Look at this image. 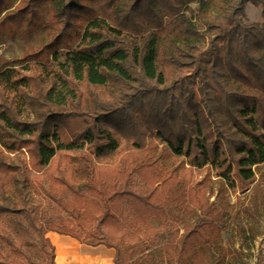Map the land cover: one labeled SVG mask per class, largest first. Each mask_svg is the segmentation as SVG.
I'll return each instance as SVG.
<instances>
[{
    "label": "trees",
    "instance_id": "16d2710c",
    "mask_svg": "<svg viewBox=\"0 0 264 264\" xmlns=\"http://www.w3.org/2000/svg\"><path fill=\"white\" fill-rule=\"evenodd\" d=\"M11 1L0 0V26L29 16L54 36L0 69V264H55L46 231L113 247L114 264H131L118 243L135 235L128 215V227L163 242L170 264H224L228 202L211 198L214 184L245 192L264 162V0H197L196 25L183 9L196 0H106L108 14L96 0L101 15L95 0H50L42 20L40 0L8 10ZM247 3L263 7L261 23L244 21ZM84 13L78 44L60 50ZM110 82L108 98L88 88ZM146 133L182 157L170 173ZM112 151L115 162L97 161ZM55 158L62 174L45 187L40 171ZM31 185L58 205L45 221Z\"/></svg>",
    "mask_w": 264,
    "mask_h": 264
},
{
    "label": "rangeland",
    "instance_id": "374dc122",
    "mask_svg": "<svg viewBox=\"0 0 264 264\" xmlns=\"http://www.w3.org/2000/svg\"><path fill=\"white\" fill-rule=\"evenodd\" d=\"M20 0H12L9 5L12 10L18 5ZM50 0H40L37 3V10L39 13V19H45L47 16V6ZM113 4L106 3L104 1L103 10L108 14L112 13ZM198 1H193L183 7L186 15L191 19V22L195 25L198 24L197 18ZM93 15H101L102 11L100 4L95 0L92 2ZM7 10V11H8ZM246 15L245 22H254L255 20L262 21L263 7L252 5L247 3L245 5ZM4 15L1 13L0 17ZM90 16L84 13L74 22V27L70 30V39H60L57 42V47L60 50L68 47H74L80 40L81 33L85 28ZM167 20V19H165ZM41 23V22H40ZM33 24L29 21V16L21 18V20L11 21V30L7 28L5 24L0 26V69L6 65H14L20 67L27 61L31 60L28 57V53L36 51L42 48L44 44H47L54 36V31L50 28H45L41 24ZM76 32H79L77 35ZM76 33V34H75ZM202 44H206V41H202ZM55 47V46H54ZM51 52L48 51V56ZM51 57V56H50ZM163 64H161L162 66ZM164 66V65H163ZM88 88L92 92H97L101 97L108 98L111 93L117 91V88L111 82L106 85H89ZM26 115V111L23 112V116ZM117 133V132H116ZM144 141L147 143L148 148L154 156H158L160 160L161 170L170 173L175 165H177L182 157L172 154L165 147L159 139L151 134L146 133L143 135ZM58 154L63 151H58ZM59 156V155H58ZM114 151L105 155L99 156L97 161L101 164H112L117 160ZM57 158L54 159L51 166L44 168L40 171L41 182L43 186L48 187L53 182L55 176L61 175L55 167ZM255 168L256 180L245 192H218L216 190L217 183L214 184V194L212 199L217 202H228L224 205L227 216L224 218V227L222 232V245L226 249V257L224 264H264V203L260 201L261 193L264 194V162L258 164ZM207 169L203 168L200 172H196V176L199 177V173L203 174ZM52 175V177H51ZM68 177V173L65 174ZM135 184H139L138 177L134 180ZM36 185V184H35ZM29 198L36 205L37 217L40 220H46L57 209V203L39 186H29ZM255 195L258 199L259 205L256 210L252 196ZM248 206L249 211H244L243 208ZM124 222L125 230L134 231V237L128 236V239H120L122 251L128 256L129 263L131 264H170L164 253L163 242H160L155 234L148 235V228L143 233L137 232L135 229L128 227L130 216ZM167 221V220H166ZM160 220L153 218L151 226L157 227ZM179 228L181 225L179 224ZM182 229V228H181ZM162 231H159V234ZM127 240V241H126ZM29 253L38 261H42L45 258L44 253H40L32 247H25Z\"/></svg>",
    "mask_w": 264,
    "mask_h": 264
},
{
    "label": "crops",
    "instance_id": "0c3cea01",
    "mask_svg": "<svg viewBox=\"0 0 264 264\" xmlns=\"http://www.w3.org/2000/svg\"><path fill=\"white\" fill-rule=\"evenodd\" d=\"M255 22H259V20L246 23ZM46 232L47 238L54 246L55 264H114L113 258L116 249L113 247H108L102 243L90 245L79 241L71 235L61 234L57 231Z\"/></svg>",
    "mask_w": 264,
    "mask_h": 264
}]
</instances>
